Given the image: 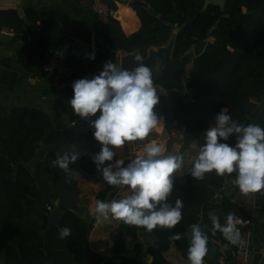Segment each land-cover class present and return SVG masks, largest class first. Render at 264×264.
Here are the masks:
<instances>
[{"label": "trees", "instance_id": "trees-1", "mask_svg": "<svg viewBox=\"0 0 264 264\" xmlns=\"http://www.w3.org/2000/svg\"><path fill=\"white\" fill-rule=\"evenodd\" d=\"M74 1L94 3L96 0ZM98 1L114 14L119 11V4H127L120 0ZM128 1L146 3L158 16L143 7L134 9L140 27L128 33L113 14L105 23L91 24L85 20L72 21L59 11L27 9V19L32 24L29 27L16 11L0 10V29L12 32L13 42H25L19 59L27 71H35L49 57L59 54L67 68L75 73L83 70L88 75L98 63L115 59L119 52L146 59L152 49L167 46L173 38V58L180 59L206 40L215 28L205 53L194 62L187 91L169 110L158 104L155 112L165 118L167 127L173 121L181 123L183 150L215 126L214 118L224 107H228L230 115L238 122L253 123L264 106V0H226L224 11L206 6L204 0ZM92 43L97 50L96 59L84 64L83 46ZM69 119L71 125L88 123L74 115L71 107ZM62 130L40 110L0 108V134L9 141L0 143V175L15 177L4 184L7 202L0 208V240L6 244L4 264H107L105 257L90 245L91 233L98 223L94 217L86 222L77 214L67 212L60 226L43 236L49 224L50 209L54 210L64 192L63 170L52 166L57 157L54 154H48L34 170L29 163L40 146L54 144ZM89 137H93V130ZM227 143L234 145L235 137H230ZM99 150L100 147L94 149L82 159L81 166L90 175L99 174L90 158ZM192 164L183 175L173 178V191L168 197L173 206L177 199L183 202V219L171 229L157 227L151 232L121 221L110 232L113 255L120 261L117 264H141L140 244L135 247V256H127L126 250L129 241H138L142 233L156 237V244L146 250V255L152 258L151 264H174L166 258L172 244L189 262L190 245L186 234L193 224H198L208 237V252L204 257L208 264H222L223 243L235 252L240 238L250 233L251 214L234 200L221 197L227 180L236 179V173L218 176L213 171L197 179L188 172ZM115 188L109 185L100 191L96 201H104ZM116 195H112L110 201ZM215 211H220L225 218L229 213L234 214L239 231L236 243L226 239L219 230L213 233L210 214ZM64 227L71 229V235L61 239L59 230ZM174 234H180L181 238L170 239Z\"/></svg>", "mask_w": 264, "mask_h": 264}, {"label": "clouds", "instance_id": "clouds-1", "mask_svg": "<svg viewBox=\"0 0 264 264\" xmlns=\"http://www.w3.org/2000/svg\"><path fill=\"white\" fill-rule=\"evenodd\" d=\"M89 58L95 59L94 53ZM111 61L105 62L102 71L93 78L75 80L73 96L68 101L73 114L89 122L93 137L100 145L99 152L90 156L96 172L108 185L127 186L131 191L120 200H97L92 215L97 222L111 216L149 232L157 227L171 229L183 219V202L177 199L175 206L168 202L174 187L173 174L181 168L183 157L164 155V148L153 142L146 146L144 155L127 163L124 159H116V150L126 143L145 140L161 122L155 112L160 95L153 81V70L142 63L144 57L141 55L134 56L138 66L132 70ZM214 119L215 126L206 131L205 144L199 148L188 170L190 175L203 179L206 173L213 171L218 176L236 173L235 184L242 193L264 190V127L238 122L230 115L228 107L222 108ZM233 136L235 144L230 145L227 141ZM80 156L72 145L57 155L52 166L75 172L69 165L75 164ZM234 220V214L229 213L226 225L221 226L213 216V233L219 230L226 239L236 243L239 231ZM191 232L189 264H204L208 237L198 224L191 225ZM70 235V228L59 230L61 239ZM180 238V234L170 237Z\"/></svg>", "mask_w": 264, "mask_h": 264}, {"label": "crops", "instance_id": "crops-1", "mask_svg": "<svg viewBox=\"0 0 264 264\" xmlns=\"http://www.w3.org/2000/svg\"><path fill=\"white\" fill-rule=\"evenodd\" d=\"M120 1L123 3L127 2V4H119V11L115 15H118V19L125 26L124 28L128 33L137 31L140 27V20L137 13L128 7V0ZM27 9H32L37 12L59 11L67 14L72 21L85 20L91 24L100 23L92 3H76L74 0H0V10L16 11L20 18L31 27L32 24L26 15ZM12 39L13 34L2 33L0 29V108L9 110L15 108L37 109L48 114L55 124L63 129L71 126L69 119L70 105L68 101L73 96L72 87L60 91L53 86L52 75L45 73L43 70L44 64L48 59L35 71H27L19 59V52L25 45V42L21 40L13 42ZM28 39H31L30 35ZM83 52L84 64L96 59L97 50L94 43L84 45ZM92 53H94L95 59L89 58V55ZM126 55V53L119 52L111 62L121 66V60ZM59 56L62 57L61 55ZM104 63H98L88 75H85L83 70H80L75 74L74 81L85 77L89 79L93 78L102 71ZM253 103L259 106L256 101H253ZM158 118L161 119V122L145 140L126 143L123 148L116 150V159H124L125 162L134 159L136 156L141 155L140 151L142 147L149 143L157 142L165 147L166 155L183 157V164L173 174V178L181 176L193 163L194 158L199 152V148L205 144L206 134L201 135L192 142L189 148L183 150L184 133L181 123L173 121L167 127L165 118L161 116H158ZM153 135L157 138L152 139L151 136ZM108 186L102 179V175L99 178L79 182L80 206L82 201L81 195L82 198L84 197L82 192L85 191L88 196L87 198L90 199L87 212L81 206L84 211V216L81 218L84 221L89 222L90 219L86 217L88 214L93 217L92 212L96 207V196ZM230 193H234L232 200L247 210L253 218V227L248 235V243L252 252L250 264H264V190L258 193L244 194L236 186L235 178H229L221 197L229 199L228 195ZM130 194L131 191L127 186L122 187L113 200H120ZM120 222V220H116L111 216L107 219L102 218L96 224L90 236L92 249L104 256L107 264H117L119 262L113 255V243L110 240V232ZM137 244H140L141 260L145 264H151L152 258L146 255V250L148 247L156 244V237L150 233H142L138 241L130 240L126 250L127 256H135V247ZM222 252V264H238L234 258V253L225 243L222 245ZM166 258L174 264H189L183 258L182 253L175 244H172L170 250L166 253ZM204 264L208 263L204 261Z\"/></svg>", "mask_w": 264, "mask_h": 264}, {"label": "water", "instance_id": "water-1", "mask_svg": "<svg viewBox=\"0 0 264 264\" xmlns=\"http://www.w3.org/2000/svg\"><path fill=\"white\" fill-rule=\"evenodd\" d=\"M204 1L206 6H214L219 8L221 11L225 10L226 0ZM128 7L133 10L138 7H143L146 8L149 13L153 14L154 16H158L157 13L154 12L153 9L144 2L131 1L128 3ZM112 14L115 15L114 13ZM115 17L118 18V15H115ZM182 29L183 27L179 28V31ZM214 30L215 28H213L208 33L206 40L195 45L190 51L187 52L185 56L180 59L173 58L175 38L171 39L169 44L165 47L159 48L157 50L152 49L149 52L148 57L144 59L142 63L153 70V81L156 87L162 86L166 90H178L185 93L187 91V86L185 87L184 85V78L187 76V74V77L190 75V73H187V67L189 65L193 66L196 59L205 53L208 45L211 43L212 33ZM135 55L137 54H127L125 57H123L120 67H123L127 70H132L137 67L138 64L134 61ZM253 123L260 126H262L264 123V106ZM91 130L92 129L90 128L89 122L73 124L63 129L59 139L52 145L42 144L38 149L35 158L29 163L30 169L34 170L40 162L45 160L48 154H63V152L69 150L72 145H75L77 150L81 153V156L77 162L75 164L69 165L70 169L75 170V172L62 171L61 173L65 186L64 192L60 195L56 203V208L49 215V224L43 233L44 237H46L54 227L60 226L61 220L67 212H73L79 217L84 216V211L80 206V190L78 188V184L82 180L101 177V174L90 175L86 173L81 166L82 159L86 155L90 154L91 151L100 147L99 143L94 139V137H89ZM0 143L8 144L9 141L2 134H0ZM14 178L15 177L13 175H0V208L7 202L4 184L8 180H14ZM119 190L120 188L116 187L114 190L109 191L104 201L109 202L112 195L118 193ZM233 197L234 193H230L228 195L229 199H233ZM213 216L218 218L219 224L221 226L226 225V218L220 211L212 212L210 214L211 220ZM186 236L190 245L192 232L189 231ZM140 263L145 264L143 261H140Z\"/></svg>", "mask_w": 264, "mask_h": 264}, {"label": "built area", "instance_id": "built-area-1", "mask_svg": "<svg viewBox=\"0 0 264 264\" xmlns=\"http://www.w3.org/2000/svg\"><path fill=\"white\" fill-rule=\"evenodd\" d=\"M92 4L100 23H105L112 14L109 8L98 0L94 1ZM2 33L13 34L11 31L7 30H2ZM43 70L45 73L52 75V83L57 90L62 91L72 87L76 73L64 65L62 57H60L58 54L48 58L47 62L44 64ZM152 143H149L141 148V155L145 154L146 146H149ZM154 143L162 146L164 148L163 154L166 155L165 147L160 143ZM248 235L249 234L240 238L237 250L233 252L234 258L238 264H250L251 262L252 252L248 243Z\"/></svg>", "mask_w": 264, "mask_h": 264}, {"label": "rangeland", "instance_id": "rangeland-1", "mask_svg": "<svg viewBox=\"0 0 264 264\" xmlns=\"http://www.w3.org/2000/svg\"><path fill=\"white\" fill-rule=\"evenodd\" d=\"M192 65L188 66L187 67V73H190L191 70H192ZM188 76V74H187ZM185 77L184 78V85L185 87L187 86V82H188V78L189 77ZM157 88V93L160 95V102L159 104L162 105V107L166 108V109H170L172 108L176 102L178 101V99L183 95V91H178V90H166L164 87L162 86H158L156 87ZM152 139H155L157 138L156 136H151ZM139 150V149H138ZM137 150V151H138ZM84 194V197L82 198V195H81V206L84 208L85 212H87V209L89 208V205H90V199L87 198V193L82 192ZM56 208V207H55ZM54 208V209H55ZM86 217L88 219H91L92 216H90L89 214L86 215ZM5 248H6V244L3 243L1 240H0V264H4V251H5Z\"/></svg>", "mask_w": 264, "mask_h": 264}]
</instances>
